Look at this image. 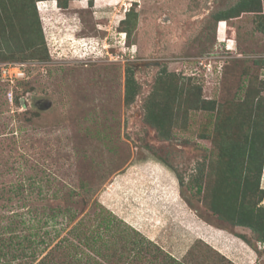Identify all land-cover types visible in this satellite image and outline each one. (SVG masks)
Returning a JSON list of instances; mask_svg holds the SVG:
<instances>
[{"label": "rangeland", "instance_id": "obj_1", "mask_svg": "<svg viewBox=\"0 0 264 264\" xmlns=\"http://www.w3.org/2000/svg\"><path fill=\"white\" fill-rule=\"evenodd\" d=\"M237 2L0 0V264H264L259 233L223 216L244 191L264 213V153L236 199L223 179L245 141L264 147V18L215 19Z\"/></svg>", "mask_w": 264, "mask_h": 264}, {"label": "trees", "instance_id": "obj_2", "mask_svg": "<svg viewBox=\"0 0 264 264\" xmlns=\"http://www.w3.org/2000/svg\"><path fill=\"white\" fill-rule=\"evenodd\" d=\"M13 1H15V0H13ZM68 2H69V0H58V4H60V6L64 7V8L67 7ZM26 6H28V5H26ZM25 8L28 9V7H25ZM248 13L254 14V15H259L261 18H264V0H238V2L236 4H234L233 6H231L230 8L223 9V10L217 12L215 15V19H216V21H228V20L233 19V18H238L242 14H248ZM38 15L39 14L36 13L35 19H36V23H37V30H39L40 34L39 35L36 33L35 34L37 36V39L40 40L39 41L40 44L42 43L43 45H45L44 36L42 35L41 20L38 17ZM135 17H136L135 13L128 11L126 13V17L124 19L120 20L119 25L122 26L121 31L126 32V35H130V33H131V27L130 26L131 25L133 26V22H135ZM33 22L34 21H31L29 25H26L27 27H25V29H30V31H33L32 30ZM258 28L264 32V23L261 22L259 24ZM228 50H230V49H228ZM36 55H38V54H36ZM38 56H41L42 60L45 58H49V54H48L47 50H45V48H44V51L40 52ZM128 68L129 69H128L127 77H126V95H127L128 100H130V99L134 98V96L138 90V87H137V84L135 81V77H134V73H133V67L128 66ZM196 88H197V86H196ZM148 117H149L148 121L150 123H152L153 125H155L156 127L162 126L161 122L163 121L164 117L162 116V112L159 109H156V103L155 102L153 103V108H151V110L148 112ZM232 140H230V141H232ZM245 142H246L245 147L243 148L242 153H239V150H237L238 148L240 149L241 146H243L241 144L232 145V147L230 148V150L228 152L230 154H238L239 153V156H241V161L239 162L240 164L238 166L235 164V167L229 168V172H228L229 174H226V176L223 175L224 176L223 179L226 178L228 181H230V194L227 195L229 198V201L232 198L236 199L238 197V195H239L238 191L240 188V187L238 188V186L240 185L239 183H241L240 180L242 179V177H243V182H245V187L248 188V177L247 176H249V173L251 172V168L253 166H255V168H254V170L256 171L255 174H258L259 177L261 174V169H262V164H263L264 147H263V149H261L260 146L262 145V143L260 145H258L255 138H251L250 140L248 139ZM254 163H256V165ZM219 183H220V181H219ZM201 190H202V186L199 185L198 191L201 192ZM242 196H243V206H242L243 210H240V214H239V216H237V218L234 217V215L232 214V211H230L231 214L227 213V214H224V215L222 214V215L224 217L228 216L229 219H232L233 223L235 225H244V226H248V227L253 228L254 231L259 233V237H260L259 240L264 243V213L260 212L261 211L260 210L257 214L258 215L257 218L251 216V214L254 212V208H250L249 205H247V203L244 201V199L246 198L245 191L242 194ZM211 207L213 208L214 211L220 212L216 201L212 202ZM102 208H103V206H102ZM103 209H105V208H103ZM261 209H264V208H261ZM55 218H56V216L52 215V219H55ZM247 218H249V219L247 220ZM93 237L94 236H91V238H93ZM24 238L26 239V236H24ZM55 238L56 237L51 238V240H50L51 244L54 242ZM19 241H20V239L17 240L20 248L22 246V248L25 249L24 248L25 245L21 244V242H19ZM61 241H63V238L60 240V242H58L57 244L54 245L53 249L55 251H57L56 249L61 244ZM31 243H33V242H30L29 245H31ZM133 243L136 245L137 240H135ZM141 243L142 242L140 241L137 244L138 245L137 247L133 246V247H135V249H137L136 253H140V251L142 249ZM126 246H128V245L127 244L123 245V248L125 251H126V249H125ZM88 248L92 249L91 251L93 252L92 246H90ZM121 251H123V250L121 249ZM125 251H123L122 254H120V258L127 260L124 256ZM47 255H49V254H47ZM44 258L46 259L47 264H64L61 261H57V262L54 261L53 258L47 259L48 256H46ZM44 258L40 259L39 261H42V260L44 261ZM69 259H70V262L75 260V258L73 259L70 256H69ZM76 260H79V259H76ZM95 261H94L95 263L93 262V264H105V263L101 262L100 260H95ZM85 264H86V262H85Z\"/></svg>", "mask_w": 264, "mask_h": 264}, {"label": "built area", "instance_id": "obj_3", "mask_svg": "<svg viewBox=\"0 0 264 264\" xmlns=\"http://www.w3.org/2000/svg\"><path fill=\"white\" fill-rule=\"evenodd\" d=\"M23 70V64L21 63H15V62H12V63H6L2 66V72H3V76H6V77H13L15 75H19L22 72ZM13 72V74H11ZM14 73H17V74H14ZM2 74V73H1Z\"/></svg>", "mask_w": 264, "mask_h": 264}, {"label": "crops", "instance_id": "obj_4", "mask_svg": "<svg viewBox=\"0 0 264 264\" xmlns=\"http://www.w3.org/2000/svg\"><path fill=\"white\" fill-rule=\"evenodd\" d=\"M220 22V21H219ZM209 241V240H208ZM210 242V241H209ZM215 243V242H214Z\"/></svg>", "mask_w": 264, "mask_h": 264}]
</instances>
